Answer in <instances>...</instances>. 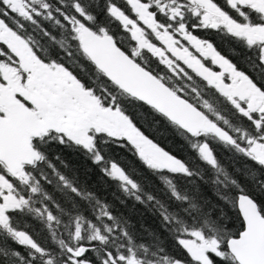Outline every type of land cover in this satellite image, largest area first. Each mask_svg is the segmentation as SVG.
<instances>
[{"label": "snow or ice", "instance_id": "obj_1", "mask_svg": "<svg viewBox=\"0 0 264 264\" xmlns=\"http://www.w3.org/2000/svg\"><path fill=\"white\" fill-rule=\"evenodd\" d=\"M0 264H264V0H0Z\"/></svg>", "mask_w": 264, "mask_h": 264}, {"label": "trees", "instance_id": "obj_2", "mask_svg": "<svg viewBox=\"0 0 264 264\" xmlns=\"http://www.w3.org/2000/svg\"><path fill=\"white\" fill-rule=\"evenodd\" d=\"M109 198H111V197H109ZM118 208H119V210L121 212H124L125 214L131 215L133 221H139V219H140L139 212H142L143 211L142 208H139V206H137V212L136 213H133L132 212V209H131V205H129V207L127 209L120 208L119 206H118ZM145 217H146L145 218V223L151 225L152 224L151 217H148L147 214H145Z\"/></svg>", "mask_w": 264, "mask_h": 264}]
</instances>
